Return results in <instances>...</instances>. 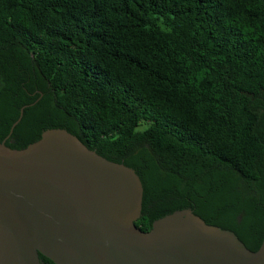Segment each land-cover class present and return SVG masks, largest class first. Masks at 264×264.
<instances>
[{
    "label": "trees",
    "instance_id": "obj_1",
    "mask_svg": "<svg viewBox=\"0 0 264 264\" xmlns=\"http://www.w3.org/2000/svg\"><path fill=\"white\" fill-rule=\"evenodd\" d=\"M55 128L136 172L140 230L191 210L256 251L264 0H0V142Z\"/></svg>",
    "mask_w": 264,
    "mask_h": 264
},
{
    "label": "water",
    "instance_id": "obj_2",
    "mask_svg": "<svg viewBox=\"0 0 264 264\" xmlns=\"http://www.w3.org/2000/svg\"><path fill=\"white\" fill-rule=\"evenodd\" d=\"M9 135L21 120L23 110ZM0 142V264H264L231 231L191 210L142 231L136 172L98 155L67 130H45L20 150Z\"/></svg>",
    "mask_w": 264,
    "mask_h": 264
},
{
    "label": "rangeland",
    "instance_id": "obj_3",
    "mask_svg": "<svg viewBox=\"0 0 264 264\" xmlns=\"http://www.w3.org/2000/svg\"><path fill=\"white\" fill-rule=\"evenodd\" d=\"M143 129H145V125H143V124H141V125H139V126L137 127V130H143Z\"/></svg>",
    "mask_w": 264,
    "mask_h": 264
}]
</instances>
